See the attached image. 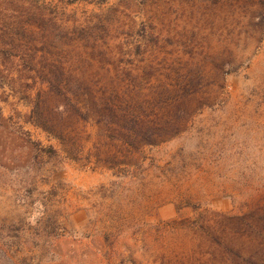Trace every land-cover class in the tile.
<instances>
[{
    "label": "rangeland",
    "instance_id": "rangeland-1",
    "mask_svg": "<svg viewBox=\"0 0 264 264\" xmlns=\"http://www.w3.org/2000/svg\"><path fill=\"white\" fill-rule=\"evenodd\" d=\"M42 11L104 50L82 64L91 87L151 62L202 76L212 103L130 165L71 157L29 120L39 78L5 45ZM0 38V264H227L213 236L258 246L235 216L264 204V0H0Z\"/></svg>",
    "mask_w": 264,
    "mask_h": 264
},
{
    "label": "trees",
    "instance_id": "trees-1",
    "mask_svg": "<svg viewBox=\"0 0 264 264\" xmlns=\"http://www.w3.org/2000/svg\"><path fill=\"white\" fill-rule=\"evenodd\" d=\"M37 19L36 29L22 23L24 38L14 40L10 36L5 45L24 69L34 71L39 78L28 100L29 120L54 137L60 149L71 157L82 156L84 163L107 168L130 165L143 146L176 135L199 107L212 103L214 94L201 87L202 76L178 71L157 73L151 62L145 65L147 72L133 71V66L116 69V74L108 76V86L93 88L82 64L86 55L104 50L83 31L78 34L80 45L71 42L72 36L57 34L53 27L45 25L52 17L43 11ZM124 49L122 44H116L117 52H126ZM142 49L148 50L147 45ZM222 83L220 80L219 86ZM87 126L94 130H86ZM82 138L89 139V145L85 147ZM245 216L255 223L251 230L259 236L257 247L243 254L239 247L222 242L219 235L213 239L231 253L227 264H264V204L250 206L235 218Z\"/></svg>",
    "mask_w": 264,
    "mask_h": 264
}]
</instances>
